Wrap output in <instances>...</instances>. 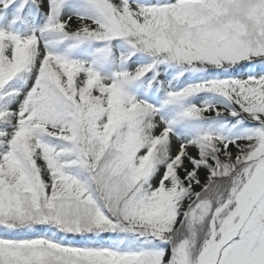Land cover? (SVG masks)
Instances as JSON below:
<instances>
[{
  "label": "snow or ice",
  "instance_id": "snow-or-ice-1",
  "mask_svg": "<svg viewBox=\"0 0 264 264\" xmlns=\"http://www.w3.org/2000/svg\"><path fill=\"white\" fill-rule=\"evenodd\" d=\"M0 264H264V0H0Z\"/></svg>",
  "mask_w": 264,
  "mask_h": 264
}]
</instances>
